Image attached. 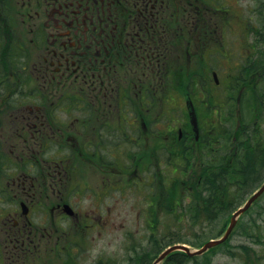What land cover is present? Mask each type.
Returning <instances> with one entry per match:
<instances>
[{
	"label": "flooded vegetation",
	"instance_id": "1",
	"mask_svg": "<svg viewBox=\"0 0 264 264\" xmlns=\"http://www.w3.org/2000/svg\"><path fill=\"white\" fill-rule=\"evenodd\" d=\"M191 13L186 0H0V260H19L43 243L73 257L70 250L81 246L73 233L111 226L124 197L115 191L125 188L133 197L138 178L151 194L144 189L137 217L161 211L168 194L178 192L166 213L182 211L199 233L213 234L223 233L264 184V128L237 107L248 89L244 63L233 64L226 38L205 43L217 20L201 18L204 25L195 26ZM187 35L200 50L193 38L185 50ZM173 51L188 65L171 64ZM202 53L208 67L201 81ZM171 72L187 78L178 80V117L160 127L152 113L133 114L139 92L145 99L152 88L170 89ZM199 85L212 87L211 104H203ZM220 162L228 175H219ZM160 167L166 169L160 183L154 173L145 182L142 170L148 179L147 169ZM77 172L83 182L75 183ZM91 180L100 202L83 212L75 206L78 194L63 187L75 183L81 193ZM218 248L216 264H264V191Z\"/></svg>",
	"mask_w": 264,
	"mask_h": 264
},
{
	"label": "rangeland",
	"instance_id": "2",
	"mask_svg": "<svg viewBox=\"0 0 264 264\" xmlns=\"http://www.w3.org/2000/svg\"><path fill=\"white\" fill-rule=\"evenodd\" d=\"M187 3H190L191 6V12L194 13V16L197 18L195 22V26L198 23H201L204 25L199 19L206 17V18H212L214 20L218 21V25L215 27L217 30L213 32V35L208 37L205 40V43L210 44L212 42V38H215L217 40L225 39L227 40L229 46L228 48L231 50L232 55H234V62L233 64H241L242 57L248 56L249 53L247 51V48L250 47V42L247 41L250 39V35H247L246 33H249V24L255 23V24H261L264 20V0H186ZM219 1V6H223L225 8L224 12L220 14L218 13H212L208 14L205 12V10L210 8L211 6L214 8L215 11L220 10L218 5L214 4L213 2ZM199 6L200 13L195 12L196 7ZM185 10V9H184ZM188 11V10H187ZM186 14V10L184 12ZM232 27L235 30H229V28ZM195 34L197 31H194ZM234 33H237V35H233ZM253 33V32H252ZM186 38V39H185ZM193 38V43L195 47L200 46L199 43L194 36H185L184 37V48L187 50L186 44L188 43V40ZM234 39H238V41H235ZM204 48V47H202ZM175 55H172L170 57L171 64H180L181 66L188 65L185 63L184 58H180L177 55L176 51H173ZM202 56H199L196 58V63L199 66V69L201 70L200 73H202L208 66H207V56L202 53ZM179 76L181 77L184 75L185 72H178ZM178 73H176L178 75ZM203 75V73L201 74ZM225 76L224 73H221V78ZM176 79H179L178 76L175 77ZM176 86L179 87V84ZM160 87L157 90V95L153 97L156 93L154 92V88L151 89V98H157L159 101H156L154 103H151L152 105L147 106V112L153 113L154 117H156V113L159 114L164 113L163 116L166 114V112L171 111L175 116L178 117L180 113V101L179 96L173 91L172 89H167V87L163 86ZM167 89V90H166ZM163 90V92H160ZM135 89H133V94L135 93ZM165 92V93H164ZM162 93V94H161ZM165 94V98L162 96ZM150 97V96H149ZM146 102V100L144 101ZM150 106L152 109L150 110ZM128 115V111H125ZM137 113L146 114L140 111H136ZM159 114L157 117H159ZM147 118V117H146ZM144 120V119H143ZM138 121H142L138 117ZM165 122V121H164ZM155 121L150 125L151 128H155ZM142 127V123H141ZM139 140V139H138ZM140 144L133 145V151L138 149ZM137 152V151H134ZM90 173L87 174L90 177L97 178L99 176V173L90 169L85 168ZM161 170V168H160ZM158 170V171H160ZM163 170V169H162ZM165 170V169H164ZM164 172V171H163ZM84 174H81L77 172L75 174L76 180L79 182H83V180L80 179L81 176ZM86 175V174H85ZM87 185L85 188H87L86 191L78 193L74 190L75 183H69V186L67 188L63 187V192L65 193H77L78 198H76L73 194V198L76 200L75 206L80 209L81 211H86L90 208H96V206L99 204L100 195V189L98 187V184L95 180L91 181H85ZM88 187H91V189H88ZM136 191L133 192V197H128L126 194L128 193V190L125 188H122V192L115 191V194H122L124 197L121 198L120 204L118 206L119 211H121L120 216H112L109 220V218L103 217L102 220L104 221L105 218L110 221L111 226L103 227L100 226L99 228H90L89 230H86L84 233L82 230H79L78 233H73V238L75 242L79 243V247L75 248L74 251L70 250V254L76 253L73 257H71L68 254L67 258H61L62 253L60 252V256L57 254L58 251L63 250L66 251L62 246H60L58 249H55L54 251L51 250V244L50 243H43L41 246H38L35 248V251L33 253H30L27 256H22L21 259L16 258H10L6 259L5 262L0 260V264H112L114 261L120 262V264L126 262V249L131 246L129 242V238L126 240V233L129 234V232L133 233V241L135 238L139 236H147L149 235L152 239H157L159 244L169 243L174 240H177L180 238L183 242H186L191 245V247L195 248L197 247L195 245L198 243V241L205 238H208L211 234L201 232L199 233L197 230V226L191 219V217H187L184 215V212L180 211L178 212L181 215L173 216V215H167L164 211H159V215L154 216H148L146 217L145 214H143L142 217L137 218L136 216V210L141 208L145 202H144V196H145V185L143 183H136L135 185ZM147 192V191H146ZM118 196V195H117ZM142 203V204H141ZM81 213V212H80ZM82 214V213H81ZM185 214H187L185 212ZM86 215V214H84ZM102 221V222H103ZM67 221H63L62 225L63 227L66 226ZM85 220H83V223L81 225H78L81 229L84 225ZM71 224V223H70ZM69 224V225H70ZM115 224V226H114ZM147 224L154 225V227L151 230H148ZM75 231V230H74ZM200 238H199V236ZM69 240H71L69 238ZM141 240V238H140ZM186 240V241H185ZM28 245V243L26 244ZM56 246V243L54 244ZM48 246V247H46ZM46 247V248H45ZM42 248V250H41ZM12 249L9 248L10 253H12ZM41 250V251H40ZM221 250V248L215 250V251H208L207 254H204L203 256L198 257L199 259H203L204 257L210 258L215 255L217 251ZM180 256V254H177ZM174 260L170 263L165 264H195L196 258L193 259H187L184 260L183 257L173 256ZM180 258V259H179ZM112 262V263H111ZM185 262V263H183ZM234 264H239L237 260H233ZM164 264V263H162ZM227 264H230L227 262Z\"/></svg>",
	"mask_w": 264,
	"mask_h": 264
},
{
	"label": "trees",
	"instance_id": "3",
	"mask_svg": "<svg viewBox=\"0 0 264 264\" xmlns=\"http://www.w3.org/2000/svg\"><path fill=\"white\" fill-rule=\"evenodd\" d=\"M260 76H262V79L264 80V73L263 75ZM245 102L246 105L250 107V110L253 104H257L258 106H261L262 103L264 102L263 91H257L256 93H254V96L252 95L251 97L246 99ZM222 171H224V169L219 171V175H226V173L224 172L222 173ZM163 246H164L163 244H159L157 239L150 240V247H148L147 245L146 247L137 249L136 254H133V264H152V260L162 250Z\"/></svg>",
	"mask_w": 264,
	"mask_h": 264
},
{
	"label": "water",
	"instance_id": "4",
	"mask_svg": "<svg viewBox=\"0 0 264 264\" xmlns=\"http://www.w3.org/2000/svg\"><path fill=\"white\" fill-rule=\"evenodd\" d=\"M194 111L192 112V118H194ZM264 188V187H263ZM262 188V189H263ZM228 233H226L225 237L227 236ZM224 237V238H225ZM223 238V239H224ZM222 239V240H223ZM222 240H211L209 241L208 243H206L202 249L198 250L197 252L195 253H201L203 252L205 249H207L208 247L212 246V245H215L217 244L218 242L222 241ZM178 248H182V249H185L186 251L190 252L189 248H187L185 245H182V244H175V245H172L170 247H168L167 249L163 250L160 255L157 257V259L155 260V263L154 264H157L159 263L168 253H170L171 251L175 250V249H178Z\"/></svg>",
	"mask_w": 264,
	"mask_h": 264
}]
</instances>
